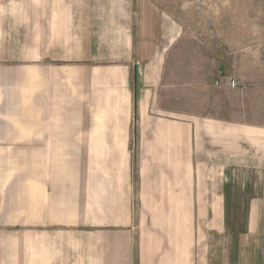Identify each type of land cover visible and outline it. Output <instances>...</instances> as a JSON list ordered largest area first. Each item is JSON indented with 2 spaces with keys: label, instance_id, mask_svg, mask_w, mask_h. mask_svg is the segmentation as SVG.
<instances>
[{
  "label": "crops",
  "instance_id": "1",
  "mask_svg": "<svg viewBox=\"0 0 264 264\" xmlns=\"http://www.w3.org/2000/svg\"><path fill=\"white\" fill-rule=\"evenodd\" d=\"M75 1L0 0V264H264V58L238 117L173 115L160 48L99 56Z\"/></svg>",
  "mask_w": 264,
  "mask_h": 264
},
{
  "label": "rangeland",
  "instance_id": "2",
  "mask_svg": "<svg viewBox=\"0 0 264 264\" xmlns=\"http://www.w3.org/2000/svg\"><path fill=\"white\" fill-rule=\"evenodd\" d=\"M67 4L76 1L59 0L57 11ZM119 26L133 33L134 56L141 54L145 32L154 49L160 48L164 112L206 117L224 113L233 103L238 117L241 85L234 70L243 71L234 63L248 49L251 59L264 58V0H85V28L97 35L91 32L99 56L117 53L113 40ZM231 78L238 82L235 88L227 86Z\"/></svg>",
  "mask_w": 264,
  "mask_h": 264
},
{
  "label": "built area",
  "instance_id": "3",
  "mask_svg": "<svg viewBox=\"0 0 264 264\" xmlns=\"http://www.w3.org/2000/svg\"><path fill=\"white\" fill-rule=\"evenodd\" d=\"M238 85V82L237 80L231 78V79H228L227 81V86L230 87V88H235L236 86Z\"/></svg>",
  "mask_w": 264,
  "mask_h": 264
}]
</instances>
